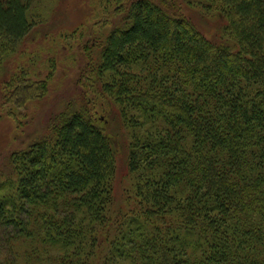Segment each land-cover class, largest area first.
Returning a JSON list of instances; mask_svg holds the SVG:
<instances>
[{
  "label": "trees",
  "instance_id": "obj_1",
  "mask_svg": "<svg viewBox=\"0 0 264 264\" xmlns=\"http://www.w3.org/2000/svg\"><path fill=\"white\" fill-rule=\"evenodd\" d=\"M31 2L0 1V64L36 26ZM184 2L224 20L217 41L174 0H135L84 47L81 77L126 136L123 206L89 93L0 173V264H264V0ZM50 77L0 75V107Z\"/></svg>",
  "mask_w": 264,
  "mask_h": 264
},
{
  "label": "rangeland",
  "instance_id": "obj_2",
  "mask_svg": "<svg viewBox=\"0 0 264 264\" xmlns=\"http://www.w3.org/2000/svg\"><path fill=\"white\" fill-rule=\"evenodd\" d=\"M4 2L5 0H0ZM135 0H32V15L36 26L18 52L0 64V75L23 72L32 80L50 79L47 94L30 101L22 108L11 105L0 107V173H5L11 153L26 148L47 132L50 120L66 105H81L89 93L94 97L89 108L91 115L104 121L113 136L116 150L114 175L115 205L123 206L130 182L126 166V136L119 117L108 118L101 114L107 102L97 92L88 88L81 77L87 58L84 47L91 43L95 33L110 29L119 14V4ZM173 1V0H172ZM177 9L193 27L209 40H218L224 20L209 12L201 14L186 6L185 0H174ZM11 58V59H10ZM53 62L54 69L49 68ZM19 62V63H18ZM18 63V64H17ZM20 66V67H19ZM52 73V75H51ZM12 108L13 110H11ZM101 111V112H100ZM122 130V132L120 131Z\"/></svg>",
  "mask_w": 264,
  "mask_h": 264
}]
</instances>
